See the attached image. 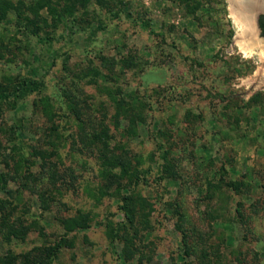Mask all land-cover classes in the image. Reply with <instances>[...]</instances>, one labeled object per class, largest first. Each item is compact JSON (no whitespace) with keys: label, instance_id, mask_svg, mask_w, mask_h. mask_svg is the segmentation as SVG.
<instances>
[{"label":"rangeland","instance_id":"1","mask_svg":"<svg viewBox=\"0 0 264 264\" xmlns=\"http://www.w3.org/2000/svg\"><path fill=\"white\" fill-rule=\"evenodd\" d=\"M231 1L0 0V264H264V40Z\"/></svg>","mask_w":264,"mask_h":264},{"label":"trees","instance_id":"2","mask_svg":"<svg viewBox=\"0 0 264 264\" xmlns=\"http://www.w3.org/2000/svg\"><path fill=\"white\" fill-rule=\"evenodd\" d=\"M7 7H9V5H7ZM258 25H259V28H260V30H261V36L262 37H264V15H261L260 16V18H259V21H258ZM23 83H27V82H25V81H23ZM32 85L33 86H35L36 87V85H37V82H33L32 83ZM260 97V94H257V95H255L253 98H252V101H256V99L257 98H259ZM6 99L7 98V96L4 94V92H1L0 91V102H1V100L2 99ZM47 103V102H46ZM123 162V160L122 159H120V158H111L110 159V161L107 159L106 160V165H110L111 167H113L114 168V166L116 165V166H120V168H123L124 169V167H126V165L125 164H123L122 163ZM125 165V166H124ZM121 170V174H119V175H121V176H123L124 174H125V169L124 170ZM4 178H5V176L3 175V174H1L0 173V190L2 189V187L5 185V183H4ZM233 185V184H232ZM0 205H1V203H0ZM0 208H1V206H0ZM127 215V214H126ZM74 224V222H70V224H69V222H67V225H69V226H71V225H73ZM71 229H73V226L71 227ZM16 236V235H15ZM66 240H65V237H62L61 239H60V241H59V243H57L56 245H54V247H52V248H47V250H54V251H57V250H59V248L60 247H62V245H63V243L65 242ZM46 250V251H47Z\"/></svg>","mask_w":264,"mask_h":264},{"label":"bare ground","instance_id":"3","mask_svg":"<svg viewBox=\"0 0 264 264\" xmlns=\"http://www.w3.org/2000/svg\"><path fill=\"white\" fill-rule=\"evenodd\" d=\"M238 1H241L243 2L242 0H238ZM232 6L235 8V22L239 23V24H243V31H244V35H248L249 39H250V42L249 44L247 45V49L243 48V52L248 54V53H251L252 52V47L254 46V43H259L258 40L256 39V35H257V31H256V28H255V24L254 22L252 21V19H245L242 17L243 15V11H244V8L246 9V7H244V5L240 2L239 5L237 3V0H232ZM241 22V23H240ZM252 46V47H251Z\"/></svg>","mask_w":264,"mask_h":264},{"label":"water","instance_id":"4","mask_svg":"<svg viewBox=\"0 0 264 264\" xmlns=\"http://www.w3.org/2000/svg\"><path fill=\"white\" fill-rule=\"evenodd\" d=\"M242 1L243 2L237 0V3L240 2L244 5V7H246V9L244 8L243 11L244 13L242 16H244L245 18L252 19V21L255 24L257 33L259 34L260 38L264 40V37L261 36V30L258 25L259 17L262 14H264V0H242Z\"/></svg>","mask_w":264,"mask_h":264},{"label":"flooded vegetation","instance_id":"5","mask_svg":"<svg viewBox=\"0 0 264 264\" xmlns=\"http://www.w3.org/2000/svg\"><path fill=\"white\" fill-rule=\"evenodd\" d=\"M262 15H264V14H262ZM260 18V17H259ZM258 21H259V19H258Z\"/></svg>","mask_w":264,"mask_h":264}]
</instances>
